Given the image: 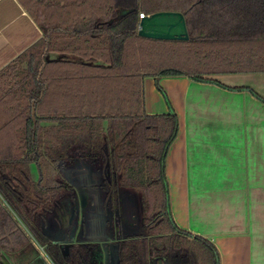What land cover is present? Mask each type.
Returning a JSON list of instances; mask_svg holds the SVG:
<instances>
[{"label": "trees", "instance_id": "1", "mask_svg": "<svg viewBox=\"0 0 264 264\" xmlns=\"http://www.w3.org/2000/svg\"><path fill=\"white\" fill-rule=\"evenodd\" d=\"M34 2L39 18L21 3L45 37L0 73V244L12 241L19 250L32 237L55 264H97L98 244H74L65 252L44 232L73 191L60 166L86 159L110 177L103 190L112 211L121 189L142 196V225L151 237L121 243L119 264H149L157 248L172 264H221L213 243L184 233L173 220L166 159L179 119L158 80L215 83L207 78L264 74V0ZM159 12L182 13L189 41L139 37L140 14ZM50 53L64 57L49 61ZM150 77L167 98L168 114L145 112L143 86ZM75 147L80 151L72 155Z\"/></svg>", "mask_w": 264, "mask_h": 264}, {"label": "crops", "instance_id": "2", "mask_svg": "<svg viewBox=\"0 0 264 264\" xmlns=\"http://www.w3.org/2000/svg\"><path fill=\"white\" fill-rule=\"evenodd\" d=\"M44 37L19 0H0V73ZM63 57L50 53L47 58ZM207 79L215 83L188 77L158 80L170 92L171 99L166 94L179 119V133L166 159L172 217L184 233L213 243L221 264H264V74ZM146 82L157 92L154 78H145ZM145 112L164 115L169 110L162 103L146 102L145 97ZM31 175L38 176L34 165ZM88 197L82 210H94L95 196ZM65 200L46 226L55 236L51 242L76 244L83 234L73 231L65 238L73 206ZM65 205L67 213L61 219ZM11 242L0 244V264H55L32 237L19 250H13Z\"/></svg>", "mask_w": 264, "mask_h": 264}, {"label": "flooded vegetation", "instance_id": "3", "mask_svg": "<svg viewBox=\"0 0 264 264\" xmlns=\"http://www.w3.org/2000/svg\"><path fill=\"white\" fill-rule=\"evenodd\" d=\"M92 173L93 172H90V174ZM101 173L103 177V182L101 183V186L103 188L105 181L109 180L110 177L108 175L105 177L103 175V172ZM86 176L84 178V181L80 182V187H81L80 194L84 202L85 200L89 198L88 196L90 193L94 194L95 196V202L93 204L94 210L89 211L90 210L89 208L87 209L85 208L86 211L83 212V214H79V212L82 211V208L85 206V203L83 206L80 204L79 197L76 196V192L73 187L72 193L65 198L66 199L65 201H67L66 203L68 204V206H69V203L73 205L72 215L69 214L68 212L71 228L68 231L65 238L66 239L69 238L73 231H77L78 236H80V234H83L80 239L77 238V241L80 242L87 238L91 239V241L79 243L75 245L98 244L100 246L101 257L99 256L100 261L99 259H97V262H98L97 264H119V245L121 243H128L130 237L138 236L143 239H149L151 237V235H149L143 229L142 201L140 200L141 202V211H140V209L137 206L140 197H137L138 201L136 202V204L128 203V199H127L128 194L123 191L125 188L121 189L119 192L118 209L116 211H112V207L110 206L109 203L106 202V196L104 199V203L102 204L100 203V194L98 192L100 183L99 181H97V179H100V178L96 177V174L93 177L94 180L92 178L90 179L89 175H88V179H86ZM87 180H89L90 182L88 183ZM90 190H92L93 192H91ZM60 211L62 212L61 219H63L64 218L63 214L67 213L66 205ZM103 211H105L104 221L105 223H108L109 226H107V229L105 230L101 229L95 232L94 224L96 222L93 223V220L97 219V216H100L99 213L100 212L103 213ZM92 212H95L96 216L94 214V219L90 221V218H91L90 214ZM83 218H84V221H83ZM44 232L50 241L51 239L55 238L54 235L53 236L51 235V232L47 229V226ZM71 245H74V244L73 243L69 244V246ZM156 250L158 254L157 256L150 259L149 264H172V261L170 260L172 258H170L169 256H164L162 254L163 249L157 248ZM64 251L67 252L68 248L67 249L64 248Z\"/></svg>", "mask_w": 264, "mask_h": 264}, {"label": "rangeland", "instance_id": "4", "mask_svg": "<svg viewBox=\"0 0 264 264\" xmlns=\"http://www.w3.org/2000/svg\"><path fill=\"white\" fill-rule=\"evenodd\" d=\"M25 6H27V8L31 11V13L35 14L36 16H38L40 14V9L39 7H37L36 3L34 2V0H20ZM50 15H54L56 14V11L53 10V11H50L49 12ZM39 18V16H38ZM44 18L43 17H40V22H43ZM49 20V19H48ZM46 21V20H45ZM64 40H72V39H65ZM62 43V42H61ZM61 43H59L57 45V48H59L61 46ZM150 49V48H148ZM156 51V50H155ZM154 51V53H155ZM23 70L25 69L26 70V64L23 65ZM156 84V83H155ZM152 85H154L152 83ZM156 86V85H155ZM159 87L162 89V91H164L165 95L167 96V94L169 95L170 99H171V94L170 92L163 87L162 84L159 85ZM6 89V86L4 87ZM144 88V93H145V97H146V102L150 101L151 103H153L154 106H158L159 104L162 103L163 107H166L168 108L169 110V106H168V102H167V98L165 99L164 96L157 92H154L152 91L151 87H149V84L148 82H146L143 86ZM157 89H155L156 91ZM167 92V94H166ZM168 98V101L170 103V106H171V100ZM80 151L79 148H73L71 150V153L72 155H77ZM82 163V164H80ZM60 170V174H61V177L62 179L66 180L69 182L70 185H72L75 189V191L77 192V194L80 196L81 194V187H80V182L84 181V178L86 176V179H88V175H89V178L93 179L94 175L96 174V177L100 178V179H97V181H99V194H100V203H104V199H105V192L101 186V183L103 182V177H102V173L98 171H96L95 167L91 164V162L89 160H81V159H77V160H74V161H70L68 164H62L59 168ZM34 172L36 173V171L34 170ZM90 172H93L92 174H90ZM100 176V177H99ZM34 178V177H33ZM35 180L38 179V176L35 175ZM94 180V179H93ZM88 183L90 182L89 180H87ZM79 183V184H77ZM98 187V185H97ZM98 190V189H97ZM92 191V190H90ZM95 191V189H94ZM125 193L128 194V203H135L138 201V198L137 197H140L139 199V202L137 204L138 208L140 209L141 211V202L140 200L142 201V196H141V193L138 192V191H135V190H132V189H124L123 190ZM67 196L69 195H65L62 199L66 198ZM90 209V210H89ZM88 210L89 211H93L92 208H89ZM85 210H82L81 211V214L84 212ZM94 214L95 212H92L89 216L91 217L90 218V221H92L94 219ZM100 216H97V219L93 220V223L96 222L94 224V228H95V232L97 230H101V229H107V226H109L108 223H105L104 221V217H105V211H103V213H99ZM96 216V214H95ZM51 231H56V228H51ZM72 236V234L70 235V237ZM63 239V237L61 238ZM192 240V239H191Z\"/></svg>", "mask_w": 264, "mask_h": 264}, {"label": "water", "instance_id": "5", "mask_svg": "<svg viewBox=\"0 0 264 264\" xmlns=\"http://www.w3.org/2000/svg\"><path fill=\"white\" fill-rule=\"evenodd\" d=\"M138 36L148 40L168 42H188L190 39L185 16L179 12H159L146 16L139 23ZM32 119L36 126L35 103H33ZM76 196L80 198V204L83 206L82 196H79L77 192ZM53 243L59 244L57 242ZM71 243L66 241L60 245L67 249ZM76 244H79V242Z\"/></svg>", "mask_w": 264, "mask_h": 264}, {"label": "built area", "instance_id": "6", "mask_svg": "<svg viewBox=\"0 0 264 264\" xmlns=\"http://www.w3.org/2000/svg\"><path fill=\"white\" fill-rule=\"evenodd\" d=\"M146 16L144 14H140V20L144 19Z\"/></svg>", "mask_w": 264, "mask_h": 264}]
</instances>
